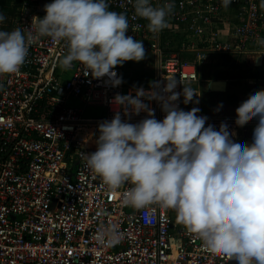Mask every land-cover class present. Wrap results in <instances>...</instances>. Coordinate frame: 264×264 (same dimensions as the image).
Instances as JSON below:
<instances>
[{
	"label": "built area",
	"instance_id": "1",
	"mask_svg": "<svg viewBox=\"0 0 264 264\" xmlns=\"http://www.w3.org/2000/svg\"><path fill=\"white\" fill-rule=\"evenodd\" d=\"M48 2L18 0L14 16L0 29L30 26L34 16L45 14ZM173 2L168 26L154 34L146 19L135 16L132 0H108L110 10L127 14V35L142 40L145 52L156 57L155 82L174 77L181 82L174 91L185 85L198 93L196 86L204 81L201 67L211 56L264 55V45L257 43L264 39L261 0H232L227 8L221 0ZM66 52L63 42L39 37L17 73L0 75V264H238L209 250L176 222L174 210L124 206L122 193L129 185L110 190L85 166L81 152L95 151L97 125L117 110L112 97L150 86L123 81L112 87L106 76L93 78L78 61L65 69L61 59ZM182 100L177 103L183 110L191 105L208 117L206 126L218 128L223 121L238 136H252L255 118L236 125V115L209 114L199 103ZM144 102L156 119L163 118L157 101ZM91 107L101 115H86ZM119 110L130 123L147 116H125ZM112 226L121 241L107 246L97 236Z\"/></svg>",
	"mask_w": 264,
	"mask_h": 264
},
{
	"label": "clouds",
	"instance_id": "2",
	"mask_svg": "<svg viewBox=\"0 0 264 264\" xmlns=\"http://www.w3.org/2000/svg\"><path fill=\"white\" fill-rule=\"evenodd\" d=\"M221 3L227 8L232 0ZM132 4L135 16L146 19L154 34L168 26L175 7L173 0ZM260 6L264 8V0ZM43 11L23 29H0V75L17 73L39 37L66 45L63 68L78 61L93 78L106 76L112 87L123 82L116 66L145 59L142 40L127 35V14L110 10L108 0H50ZM4 20L0 13V23ZM257 43L264 45V39ZM178 83L173 77L152 82L149 89L135 88V95L115 94L111 103L117 110L97 125L95 151L81 152L85 166L110 190L129 185L122 193L124 206L174 210L176 222L209 250L238 264H264V88L253 90L235 109L236 125L257 120L249 142L226 122L218 128L206 126L208 117L198 115L197 107L180 108L181 96L188 104L198 103L194 100L198 95L185 85L174 91ZM144 100L157 101L163 118L156 119ZM119 109L125 116L141 112L147 116L130 123L121 119ZM97 239L114 246L121 235L112 226L102 229Z\"/></svg>",
	"mask_w": 264,
	"mask_h": 264
},
{
	"label": "rangeland",
	"instance_id": "3",
	"mask_svg": "<svg viewBox=\"0 0 264 264\" xmlns=\"http://www.w3.org/2000/svg\"><path fill=\"white\" fill-rule=\"evenodd\" d=\"M261 56L264 57V55ZM186 59L191 61L193 57L189 56ZM116 68L121 71L123 80L126 84H129L132 80H138L140 81L139 86H151L152 82H155L156 57L151 53H146L144 60L139 62L126 61L123 65L116 66ZM257 69L264 70V59L258 61L255 56H237L225 60L222 56L213 55L208 63L201 67V74L203 77L206 75H213L216 72H226L232 76L237 74L247 76L249 73H254ZM259 88H264V79L251 80L244 77L243 79L234 80L232 82L226 81L224 92L218 91L215 92L216 94L214 95L206 92V90H209L208 81L204 80L197 84L196 89L199 92L196 93L198 97H194V100L198 99L201 108L209 114L235 116V109L239 104L250 95L253 90ZM219 105H222V107L218 109ZM191 108H193V106H187L186 110H190ZM101 113L102 110L91 107L86 115L100 116ZM241 136L247 141H251L252 136L250 134H241ZM174 215L176 217V213Z\"/></svg>",
	"mask_w": 264,
	"mask_h": 264
},
{
	"label": "trees",
	"instance_id": "4",
	"mask_svg": "<svg viewBox=\"0 0 264 264\" xmlns=\"http://www.w3.org/2000/svg\"><path fill=\"white\" fill-rule=\"evenodd\" d=\"M18 5V0H0V13H2L5 16V20L2 22L4 24H9L11 18L14 16L15 13V8ZM3 30H8L7 27L1 28ZM223 58L225 60L230 59L229 56H223ZM249 78L251 80H263L264 79V70H259L257 69L254 73H249V75L247 76H243L242 74H237V75H229L226 72H216L213 75H206L203 76L202 78L204 80H212V79H220V80H226L228 82H232L234 80H239V79H243V78ZM124 81V80H123ZM124 84L126 86H139L140 85V81L138 80H132L131 82H129V84H126L124 82ZM207 93L210 94H216L215 92H210L209 90H206Z\"/></svg>",
	"mask_w": 264,
	"mask_h": 264
},
{
	"label": "water",
	"instance_id": "5",
	"mask_svg": "<svg viewBox=\"0 0 264 264\" xmlns=\"http://www.w3.org/2000/svg\"><path fill=\"white\" fill-rule=\"evenodd\" d=\"M220 82V86L218 88L215 87V84L216 83H219ZM226 88V81L224 80H210L208 81V89L210 91H214V92H218V91H224Z\"/></svg>",
	"mask_w": 264,
	"mask_h": 264
},
{
	"label": "bare ground",
	"instance_id": "6",
	"mask_svg": "<svg viewBox=\"0 0 264 264\" xmlns=\"http://www.w3.org/2000/svg\"><path fill=\"white\" fill-rule=\"evenodd\" d=\"M220 86V82L215 84V87L218 88Z\"/></svg>",
	"mask_w": 264,
	"mask_h": 264
},
{
	"label": "crops",
	"instance_id": "7",
	"mask_svg": "<svg viewBox=\"0 0 264 264\" xmlns=\"http://www.w3.org/2000/svg\"><path fill=\"white\" fill-rule=\"evenodd\" d=\"M148 54V53H147ZM223 57V56H222ZM216 80V79H215ZM220 80V79H219ZM210 81V80H209ZM224 81H226V80H224ZM214 92V91H213ZM221 92H224V91H221ZM175 214V213H174Z\"/></svg>",
	"mask_w": 264,
	"mask_h": 264
}]
</instances>
